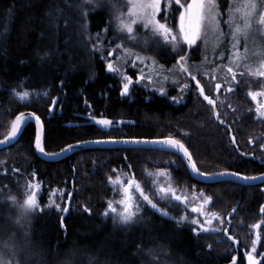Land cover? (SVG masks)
Segmentation results:
<instances>
[{"label": "trees", "instance_id": "obj_1", "mask_svg": "<svg viewBox=\"0 0 264 264\" xmlns=\"http://www.w3.org/2000/svg\"><path fill=\"white\" fill-rule=\"evenodd\" d=\"M69 2L0 0V139L18 114L29 111L40 117L42 144L49 154L90 141L172 137L181 140L197 168L208 174L264 175V121L246 111L249 83L240 85L229 107L217 106L219 118L197 92L179 104L169 99L176 93L173 87L168 97L139 88L121 96L118 78L81 43L108 25V13H89L83 21L87 30L79 29L77 17L66 11ZM25 91L28 100L15 95ZM53 101L57 103L53 105ZM93 116L119 126L101 128ZM34 139L35 127L28 123L15 145L0 150V161L7 165L0 166L7 173L0 171L3 260L12 262L5 249L9 237L15 233L14 240L22 246L23 233L29 231L38 255L28 264H157L159 260L170 264H231L232 253L226 247L210 246L206 239L192 235L190 228H180L148 205L142 208L143 220L131 226L102 219L106 202L113 199L109 178L115 177L116 170L129 171L146 188L145 170L167 169L179 184L207 191L212 197L211 204L228 221L229 236L238 242L234 253L251 251L252 233L259 232L256 255L264 264V213L260 212L264 182L254 186L199 183L189 176L178 156L146 149L75 150L65 159L47 162L37 157ZM13 168L43 184L39 204L44 211L37 210L25 228L9 221L15 209L6 194L23 193L21 184L13 183H17L10 174ZM61 187L67 189L69 210L63 214L46 210L49 191ZM233 209L236 211L230 216ZM255 224H260V229L252 227ZM26 256L25 251L18 259ZM241 257L238 264H245Z\"/></svg>", "mask_w": 264, "mask_h": 264}, {"label": "rangeland", "instance_id": "obj_2", "mask_svg": "<svg viewBox=\"0 0 264 264\" xmlns=\"http://www.w3.org/2000/svg\"><path fill=\"white\" fill-rule=\"evenodd\" d=\"M70 2L67 4L66 11L67 13H70V15L76 16L77 21L79 22L77 24L78 28H83L81 25V14L80 9L78 5L80 4L81 0H69ZM125 0H121V3H124ZM257 2V10L255 13L252 14L250 18V27L246 30L247 35L245 36L242 32L238 36V45L237 50L241 53L244 59H241L239 61H235V57L233 56V50L227 51V54L225 53V49H228L229 47L232 48V36L235 34V28L240 27L243 29L244 27V10L241 9L240 11H236L237 6L242 5L245 3V0H221L222 8H218L216 12L208 15V17L205 19L204 27L201 30V39L197 41V44L193 46L192 48H188L187 45L183 44L182 38L179 40V44L185 49L186 54L191 57L186 62H178L179 57H177L175 60L171 58V55H174V53H171V45H166L163 43L162 37H154L153 40H159L160 43L157 45L154 42L149 43V45L145 46L143 43L144 35L143 33L139 37V43L133 44L132 48L133 51L136 53H139L141 58L144 60L147 67H144V75L145 80L141 81L139 84L135 83L136 78L140 75V71L137 68H133L131 66V60L134 59V57L129 58V63L124 64L123 63V57L124 52L120 50L113 51L112 56H107V52L113 50L112 48L108 47V41H114V42H123L120 40L121 33H118L115 31V26L117 24V21L112 16V10H110L108 7L100 8L97 11H105L108 13L109 19L112 20V30H110L109 33H104L103 28L100 32V37L102 43L99 44V51H93V43L96 42V34L90 36L91 40H87L86 38L83 39L81 42L87 51L89 53L93 52L96 53L98 58H100L104 64L105 69L107 70V62L111 61L117 69L120 70L121 74H113L118 78L119 81H121L122 75H132L133 76L134 84L133 87L130 89V92L134 89H143L146 91H149L151 93H158L161 94V89L166 93L162 96H167V93L171 90V88H175V95L178 99L183 96V99L180 100L179 103L183 102L187 95L194 94L196 91L195 85H193V82L191 79H189L188 72H184L181 70V64H183L184 68H187L193 75H196L197 79L201 81L202 86L205 89V94L212 97L216 102L218 107H222V105H228L230 104V99L232 98V95L239 89L240 85L245 82L246 84L249 83V86L247 88V92L245 93L246 99L249 101L248 107L246 108V111L253 114L256 119L264 121V118L259 117L255 111L256 109V103L252 101V99L247 95L249 91H260V85L264 84V78L253 76L248 71L247 67L248 65L251 66V69L254 71L260 66V62L262 59H264V56L261 55V53H264V25L259 24L258 17L261 12H264V6H261L262 0H256ZM232 6L231 13L228 10V6ZM87 10V9H85ZM124 12L123 19L127 20L129 19L127 16V8L124 7L122 9ZM91 13V12H90ZM231 16V27L229 23H225V21L229 20V17ZM73 21L71 24H73ZM177 24V27L175 29V34L179 35V28H178V18L175 21ZM81 36V32L78 31ZM147 35L149 37L152 36L151 32H148ZM241 45V47H239ZM81 47V46H80ZM84 48V47H83ZM114 48V45H113ZM247 50V51H245ZM226 54V55H225ZM223 57V58H221ZM153 60L155 63H153ZM220 60H223V62L219 63ZM230 61H234L233 63H230ZM172 64H171V63ZM137 64H139V61H136ZM168 63L170 65L166 66ZM231 66L233 70L237 73V79L241 81L239 85L232 84L231 82V75L227 72V68ZM167 67V68H166ZM243 72L244 76H240L239 73ZM167 78V79H165ZM151 80V82H149ZM175 81V83L173 82ZM187 82L189 84V88L186 89L183 93H181L180 89L183 87V84ZM220 83L222 85L220 92H216L215 90V84ZM233 86L235 88V91L233 93H228L227 88L229 86ZM129 92V94H130ZM27 98H30V96ZM26 99V98H25ZM24 99V100H25ZM171 102L175 104H179L172 100V98H169ZM262 101H264V97L260 98ZM119 126L118 124L114 123L109 128ZM101 127V126H100ZM102 128V127H101ZM107 128V129H109ZM261 149L264 150V143L261 147ZM1 166V164H0ZM0 171L5 173L3 170ZM10 174L15 178L17 183L13 182L15 185L21 184L20 191L21 193H16V201L17 203L14 205L12 203V207L15 209L14 214L11 217V220H9L11 223L15 224L16 219L19 216L20 208L19 205L24 202V200L27 198L28 192L30 191L28 189V184L31 183L33 185H39V192L37 193V201L39 203V200L43 194V184L39 182L38 180L32 179V175H26L22 172H10ZM19 174L20 177H17ZM11 176V177H12ZM117 178L122 180L125 184L130 179H135L133 175L126 170H116L115 171V177L112 178V183H109V185L113 188V199H110L109 201L113 202L114 207L117 209V213L122 211V206L116 203L120 199H122V190L120 189V186L116 183ZM136 180V179H135ZM138 182V180H136ZM146 185V188L141 185L140 182H138L144 189L145 194L149 195L153 202L157 203L158 208L162 212H166L167 215H161V212H158L154 209H152L154 212L159 214L161 217H166L170 220H172L176 225H178L180 228H190L192 230L193 226L190 224V219L196 218L203 221L205 219L204 216H200L197 213H192L191 208L193 206H199L204 198L209 197L207 191L200 190L194 186H188L187 184H179L177 180L172 177L171 173L167 169H156V170H145L144 171V181ZM160 187L170 188L175 191V193L182 198L186 197L187 199L185 202L181 203L179 201H176L172 198L171 193H168L165 195L164 193H160L158 189ZM66 191L64 187L61 188H55L49 191V194L47 196V204H46V210L48 211H55V203H59L61 205V208H65V201L66 198ZM55 193V195H53ZM133 196L135 198V202H138L140 204V211L138 213V221L141 222L143 220L142 218V208L146 203H144L139 198V194L133 190ZM211 197V196H210ZM3 199L0 200L2 202ZM11 201V200H9ZM106 202L105 208L101 213L102 219L110 220L112 223L118 225V226H131V225H124L121 224L118 217H116L115 214L109 213L108 217H105L103 214L105 212H108L107 204ZM213 203V199H212ZM205 210L209 213H217L221 219L224 221L223 224H221L220 220H213L211 228H219V232H212L209 231L208 233L200 232L199 235H197L196 232H192V235L202 237L206 239L209 243V245H220L224 246L229 250V253H232L231 256H235L236 253H234V249L238 246V242L234 240L233 238L230 240L229 232H231V228L226 224L228 222L222 215L218 213V210L213 206V204H206L204 205ZM71 208L74 209L75 207ZM150 209V210H151ZM57 211V210H56ZM233 211V210H232ZM58 213L63 214V211H57ZM189 216V221H182L178 223V221L181 220V217L183 216ZM231 216V214H230ZM137 222V223H139ZM23 223V221H22ZM225 229L227 232L225 233ZM197 231L199 232V229L197 228ZM225 237L226 242L224 241L223 237ZM253 240L256 238V230L252 233ZM24 237V233H23ZM231 245H233L232 248H230L228 240ZM26 243V239L24 237L23 245ZM23 245L21 247H23ZM225 248V249H226ZM252 245L249 247L251 250ZM250 252V251H249ZM245 251L246 253H249ZM244 258H247V256ZM256 255V254H254ZM259 257L256 255V259ZM4 254L0 251V261H5ZM8 264L11 263L10 260L7 261ZM245 264H248V261L244 262ZM157 264H170L166 262L165 260L157 262ZM232 264V263H231ZM236 264H238V261L236 260Z\"/></svg>", "mask_w": 264, "mask_h": 264}, {"label": "snow or ice", "instance_id": "obj_3", "mask_svg": "<svg viewBox=\"0 0 264 264\" xmlns=\"http://www.w3.org/2000/svg\"><path fill=\"white\" fill-rule=\"evenodd\" d=\"M261 6H264V0H262ZM81 14V25L82 27L87 30L86 24H84V18H86L90 12H96L100 8L108 7L112 10V16L117 21L115 26V31L121 33L120 40L123 42H114L108 41V47L112 48L113 50L107 52V56H112L113 51L120 50L124 52L123 63L128 64L129 58L134 57L131 60V66L133 68H137L140 71V75L136 78L135 83L139 84L141 81L145 80L144 67H147L144 60L141 58L139 53L133 51L132 45L139 43V37L143 33L144 39L143 43L145 46L149 45L150 41L156 43L157 45L160 43L159 40H153L154 37H162L163 43L166 45H171V55L172 59H176L179 57L178 62H186L191 59L190 56L186 54L185 49L179 44L180 38L183 40V44L187 45L188 48H192L197 44V41L201 39V30L204 27L205 19L208 15L216 12L218 8H222L221 0H125L124 3H121V0H81L80 4L78 5ZM127 8V16L129 19H123L124 12L122 9ZM87 9V10H85ZM241 9L244 10V27L243 29L240 27L235 28V34L232 36V50L233 56L235 57V61H239L244 59L241 53L237 50L238 45V36L242 32L244 35H247L246 30L250 27V18L253 13L257 10V2L256 0H245V3L242 5L237 6L236 11H240ZM228 10L231 13L232 6H228ZM178 18V28H179V35L175 34V29L177 24L175 21ZM258 22L261 25H264V12H261L258 17ZM225 23H229L231 27V16L229 17L228 21ZM112 20L109 19L108 25L103 28L104 33H109L112 30ZM148 32H151L152 36L149 37L147 35ZM91 40V37L89 36ZM102 43L100 33L96 34V42L93 43V51H99V44ZM114 45V48H113ZM247 51V50H245ZM264 56V53H261ZM223 58V57H221ZM139 61V64L136 63ZM234 61H230L233 63ZM153 63L155 61L153 60ZM248 71L253 76H258L264 78V59L261 60L260 66L256 70H252L251 66H246ZM107 70L109 73L114 74H121L120 70L114 67L111 61L107 62ZM181 70L184 72H188L191 80L195 81V88L199 90V95L207 101L209 105H212L215 109L216 102L214 99L210 98L208 95H205V89L201 84V81L197 79L196 75H193L187 68H184L183 64H181ZM227 72L231 75V82L232 84L239 85L241 83L240 80L237 79V73L233 70L231 66L227 68ZM132 75H122L121 76V96H128L130 89L133 87L134 80ZM240 76H244V73H239ZM167 79V78H165ZM151 82V80H149ZM175 83V81H173ZM222 85L220 83L215 84L216 92H220ZM189 88V84L185 82L183 87L180 89L181 93H183L186 89ZM260 91H249L247 95L256 103V113L259 117L264 118V101L260 98L264 97V84L260 85ZM235 88L233 86H229L227 88L228 93H233ZM161 94H166L161 89ZM16 96H18L21 100H24L28 96V92H16ZM173 101L179 103L183 96L179 99L176 96L171 97ZM53 105L57 102L53 101ZM35 118V122L38 126L36 135H35V146L36 148L45 155L49 153L45 152V148L42 144V129L43 125L41 123L40 117L35 114H31ZM217 117L219 118L218 114ZM94 122L101 126L102 128H109L113 124V121L110 119H95V116L92 117ZM30 121L29 116H25L23 113L17 115L15 117L14 122L11 125V132L8 137L4 140H0V145H3L12 139L16 138L17 133L21 131V125H26ZM221 124L224 123L223 120L220 121ZM97 143L102 142H124V143H152V144H163L168 148L175 149L177 152H182L184 158L187 160V167L190 168L192 174L199 175L202 179H213V176L209 175L203 170L197 168V164L193 161L192 155L189 153L188 149L179 139H174L172 137H168L163 140H124V141H96ZM233 142H235V138L233 137ZM73 145H68L63 151H69L73 148ZM60 153H55L53 155H59ZM0 164H3L5 168L7 167L6 162L0 161ZM13 172H18L19 169L13 168ZM7 173L5 172V175ZM217 175H232L239 179L244 180H256V179H264V177H248V176H240L236 172L230 173H219ZM109 183H112L111 177L109 178ZM116 183L120 186L122 190V199L117 201L119 205L122 206V211L117 213L116 207H114L113 202L109 201L107 204L108 212H105L103 215L105 217L109 216V213L115 214L118 217L121 224L124 225H131L133 223L139 222L137 217L140 211V204L135 202V198L133 196V190L139 194L140 200H142L146 205L150 206L152 209L161 212V215H167L166 212H162L157 203L153 202V199L145 194V189L133 178L130 179L127 184H125L122 180L117 178ZM6 187V186H5ZM28 192L27 198L24 200L22 204L19 205L20 212L19 216L16 219L15 223L21 228H25L26 226H30L31 224V217L36 213L37 210L43 212V207L37 201V193L39 192V185H33L31 183L28 184ZM2 191V189H0ZM160 193H164L167 195L171 193V196L174 200L179 201L181 203L185 202L187 199L186 197L182 198L181 196L177 195L174 190L170 188L160 187L158 189ZM55 195V193L53 194ZM7 198L11 200V202L15 205L17 203L16 197L12 196L10 193L6 194ZM212 197L204 198L203 202L199 206H193L191 208L192 213H197L200 216H204L205 219L201 221L200 219L192 218L189 221V216L185 215L181 217L182 221H189L191 225L196 226L192 228L193 232H196L199 235L200 232L208 233L209 231L212 232H219V228H211L213 220H220L221 224L224 221L217 213H209L205 210L204 205L211 204ZM55 209L57 211L67 212L68 208H61L59 203H55ZM86 212L89 209H84ZM236 209H233L235 212ZM261 213H264V207L260 209ZM23 221V223H22ZM230 223V221H229ZM252 227L255 229H260V224H255ZM199 229V232L197 231ZM227 230L225 229V233ZM15 233L9 237V242L5 243V249L7 250L6 254L12 257L11 264H28L29 261L35 255H38L33 248L32 243L30 240V232L25 231L24 237L26 239V243L21 247L16 241L14 240ZM230 240L232 239L231 236L228 237ZM260 234L259 232L256 235L255 240L252 241V248L251 252L246 253L248 264H260V261L256 259V252L257 248L256 245L260 242ZM210 247V246H209ZM27 252V256L25 259H18L21 253ZM0 264H8L7 261H0ZM65 264H69V262H65ZM232 264H236V257H232Z\"/></svg>", "mask_w": 264, "mask_h": 264}, {"label": "water", "instance_id": "obj_4", "mask_svg": "<svg viewBox=\"0 0 264 264\" xmlns=\"http://www.w3.org/2000/svg\"><path fill=\"white\" fill-rule=\"evenodd\" d=\"M199 93V90H198ZM203 100L204 98L202 96H200ZM206 103L207 101L204 100ZM208 104V103H207ZM209 105V104H208ZM212 107L213 111H214V115L215 117L217 116V113L215 112V109L213 108L212 105H209ZM21 114V113H20ZM18 114V115H20ZM23 114L25 116H29L30 117V121L28 123H31L34 125L35 127V135L38 129V126L35 122V118L34 116H32L31 114H34L32 112L26 111L23 112ZM36 115V114H35ZM15 120V119H14ZM14 120L12 121V123L14 122ZM11 123V125H12ZM27 123V124H28ZM26 124V125H27ZM11 125H10V129L8 131V133L6 134L5 137H3L0 140H4L6 137H8L10 135L11 132ZM26 125H21V131L19 133H17L16 138L12 139L11 141L0 145V150H4L7 149L9 147H12L13 145H15L18 141L19 138L21 136V133L24 129V127ZM42 136H43V129H42ZM166 139V138H164ZM124 140H128V139H120V140H116V141H124ZM158 140H163V139H158ZM102 141H111V140H102ZM144 141V140H141ZM152 141V140H149ZM74 147L69 150V151H60L58 153H60L59 155H45L42 154L35 146V139H34V149H35V153L37 155V157L43 161H47V162H55V161H59L62 159H65L71 152L75 151V150H83V149H91V148H96V149H146V150H155V151H160V152H166V153H170V154H174L177 155L183 162L189 176L196 182L199 183H204V184H212V183H218V182H231V183H235L241 186H254L260 183L264 182V179H256V180H244V179H239L236 178L232 175H217L219 173H215V174H209L211 176H213V179H202L199 175H194L192 174L190 168L187 167V160L186 158H184L183 153L182 152H177L175 149H171L166 147L163 144H152V143H124V142H116V143H111V142H102V143H97L96 141H90V142H85V143H81V144H75L73 145ZM222 173H229V172H222ZM258 177H264V175L258 176ZM68 204V203H67ZM234 213V212H232Z\"/></svg>", "mask_w": 264, "mask_h": 264}, {"label": "flooded vegetation", "instance_id": "obj_5", "mask_svg": "<svg viewBox=\"0 0 264 264\" xmlns=\"http://www.w3.org/2000/svg\"><path fill=\"white\" fill-rule=\"evenodd\" d=\"M189 79H191V78L189 77ZM192 82H193V85H195V81L192 80ZM235 253H236L235 257H236L237 261L239 260L240 255L242 256L241 258L244 260V262L246 261L247 258H244V255H245V251L244 250H242L240 254H239V252H235ZM245 257H246V255H245Z\"/></svg>", "mask_w": 264, "mask_h": 264}, {"label": "bare ground", "instance_id": "obj_6", "mask_svg": "<svg viewBox=\"0 0 264 264\" xmlns=\"http://www.w3.org/2000/svg\"><path fill=\"white\" fill-rule=\"evenodd\" d=\"M15 119V118H14ZM53 154H55V153H53ZM49 155H52V154H49Z\"/></svg>", "mask_w": 264, "mask_h": 264}]
</instances>
